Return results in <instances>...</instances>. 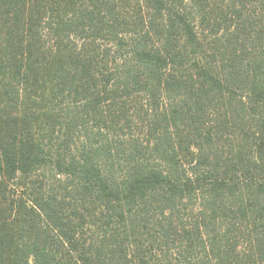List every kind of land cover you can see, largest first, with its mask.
<instances>
[{"label":"trees","instance_id":"16d2710c","mask_svg":"<svg viewBox=\"0 0 264 264\" xmlns=\"http://www.w3.org/2000/svg\"><path fill=\"white\" fill-rule=\"evenodd\" d=\"M0 264H264V0H0Z\"/></svg>","mask_w":264,"mask_h":264}]
</instances>
